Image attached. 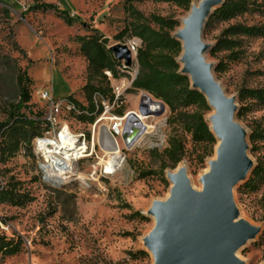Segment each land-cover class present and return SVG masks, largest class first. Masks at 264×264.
<instances>
[{
  "label": "rangeland",
  "instance_id": "rangeland-1",
  "mask_svg": "<svg viewBox=\"0 0 264 264\" xmlns=\"http://www.w3.org/2000/svg\"><path fill=\"white\" fill-rule=\"evenodd\" d=\"M201 1L192 0L189 9L151 0L134 5L145 16L156 14L177 20L179 25L173 32L176 37L192 5ZM65 13L71 17V25L65 21ZM131 20L123 0H0V123L7 121L6 111L19 101V69L26 71L32 81L30 104L34 110L46 113V103L40 98L45 90L55 100L72 96L87 104L84 86L88 60L78 37L97 30L109 39V47L125 44L132 39L130 34L117 37ZM263 23L264 19L256 14L230 21L214 20L210 26L207 24L204 35L211 45L206 56L214 65V75L238 106L237 120L246 132L247 155L254 168L264 163V103L252 96L242 99L241 95L248 89H264V37H237L243 46L235 60L229 59L227 51L217 55L211 51L229 25ZM222 61L221 70H217ZM130 67L108 81L111 91L107 94L111 97L113 87L122 85L121 110L138 113L146 92L133 89L136 65ZM212 112L210 109L205 114L208 123ZM170 116L166 107L164 114L145 118L147 131L130 148L119 139L124 161L111 174H105L103 168L113 153L106 149L104 156L101 149L102 141L112 139L107 120L98 125L96 152L80 161L78 176L61 177L55 182L44 177L41 160L28 150L0 161V186L12 185L28 199L20 206L0 201V264H156L150 248L157 228L154 210L166 202L172 184L170 172L182 166L190 185L202 190L204 173L216 155V145L211 148L194 141L179 123H171ZM58 121L76 135L89 137L93 130V124L66 110ZM174 136L183 140L186 149L175 167L164 153ZM251 173L233 190L238 213L235 221L259 233L238 255L243 264H264V182L246 188ZM4 238L17 243L19 251L5 254L1 249Z\"/></svg>",
  "mask_w": 264,
  "mask_h": 264
},
{
  "label": "trees",
  "instance_id": "trees-1",
  "mask_svg": "<svg viewBox=\"0 0 264 264\" xmlns=\"http://www.w3.org/2000/svg\"><path fill=\"white\" fill-rule=\"evenodd\" d=\"M123 1L125 10L132 20L117 38L122 39L125 34H130V37H136L141 41L137 54L138 75L133 80V89L143 90L154 99L164 102L170 110L171 123H179L192 135L194 141L205 143L213 148L217 141L205 118V114L210 111L207 99L199 91L194 90L191 87L190 78L180 72L181 65L178 59L182 52V44L173 35L179 22L156 14L145 16L134 5L145 0ZM151 1L171 2L185 9H189L192 2V0ZM245 14H256L264 19V0H226L215 10L208 26L214 20L230 21ZM65 21L69 25L72 24L71 17L66 13ZM243 35L264 37V23L255 26L229 25L214 45L211 54L217 55L218 52L227 51L229 59H237L243 46V42L237 37ZM78 40L81 43V51L88 60V81L84 86L87 104L74 99L82 112L73 116L81 121H88L92 125L98 115L93 94L100 93L109 99L112 98V94L111 97L107 94L111 89H109L110 79L106 72H110L113 78L119 77L122 61L114 56L111 47L108 46L109 39L97 30L90 35L78 37ZM223 63L222 61L218 65L217 70H221ZM31 82L27 72L19 69V101L12 104L6 111L7 121L0 123V161L10 160L21 150L34 152V138L44 135L49 130L45 111L34 110L33 105L30 104ZM104 83L107 85L105 86ZM247 96H252L264 103V89H248L244 91L241 98ZM68 97L72 98V96ZM116 112L120 115L124 114L121 108ZM43 124L45 127L42 129ZM251 139L255 140L256 136L252 135ZM185 151L183 140L174 136L170 139L164 153L170 165L175 167L183 159ZM261 182H264V163H259L252 170L251 177L244 186L253 189ZM27 200L23 194L16 191L14 186L9 184L0 186L1 202L20 206ZM1 249L5 254H15L19 251V246L14 241L4 238Z\"/></svg>",
  "mask_w": 264,
  "mask_h": 264
},
{
  "label": "water",
  "instance_id": "water-1",
  "mask_svg": "<svg viewBox=\"0 0 264 264\" xmlns=\"http://www.w3.org/2000/svg\"><path fill=\"white\" fill-rule=\"evenodd\" d=\"M225 1L202 0L176 34L182 44L178 59L180 72L190 78L191 87L204 95L210 109L215 111L211 131L220 144L217 161L211 163V171L203 176L202 190L190 185L183 169L178 176L170 177L175 183L172 197L154 210L157 228L150 248L156 264H243L235 254L259 233L248 224L235 221L238 213L232 193L248 178L254 164L247 155V135L237 120L236 101L228 97L206 56L211 49L204 39L208 21ZM111 50L118 60L128 67L132 65L127 45L118 43ZM146 99L156 108H151ZM139 112L144 116H159L166 112V105L144 93ZM144 131L143 124L141 130L132 134L125 129L123 139L127 148Z\"/></svg>",
  "mask_w": 264,
  "mask_h": 264
},
{
  "label": "built area",
  "instance_id": "built-area-1",
  "mask_svg": "<svg viewBox=\"0 0 264 264\" xmlns=\"http://www.w3.org/2000/svg\"><path fill=\"white\" fill-rule=\"evenodd\" d=\"M124 45H127L132 54V66L136 65V69L133 68L134 70L132 73L134 80L138 75L137 54L141 46V41L133 37ZM128 68L131 67H128L125 65L124 61H122L121 70L124 71ZM106 74L109 79L113 78L110 72L107 71ZM113 88L111 99L100 93L93 94V102L98 115L92 123L93 130L89 137L85 134L76 135L72 133L67 124H59L58 117L61 116L63 110H66L67 113L71 115H79L82 112L80 106L74 99L66 97L62 100H55L52 93L49 91L45 90L40 92V98L46 103L47 107L45 120L49 130L44 135L34 138L33 150L36 156L41 160L40 168L45 175L44 177L55 182L61 177L66 178L68 176L80 175L79 163L82 159L91 158L95 154L97 127L105 120L109 123V134L115 143L113 149L107 150L111 151L113 154L120 151L119 139L123 141L127 148L123 139L125 129H127L130 134L134 131L141 130L143 123L139 120L137 121V119L133 117V113L127 112L120 115L116 112L123 105L122 96L124 89L122 85H117ZM146 131L147 129H145L142 134ZM70 133L72 134L70 135ZM137 141H135L132 146H134ZM101 149L105 156L107 151L106 148L102 147ZM120 154L123 162L124 157L121 151ZM109 163L110 160L106 161V165H104L103 171L105 174L114 173L117 168H119L118 166H114L113 171H109L107 168Z\"/></svg>",
  "mask_w": 264,
  "mask_h": 264
},
{
  "label": "bare ground",
  "instance_id": "bare-ground-1",
  "mask_svg": "<svg viewBox=\"0 0 264 264\" xmlns=\"http://www.w3.org/2000/svg\"><path fill=\"white\" fill-rule=\"evenodd\" d=\"M199 5H200V3L192 5L191 11H190L189 15L186 17L187 19L192 15L193 11L199 7ZM228 97H230V96H228ZM145 101L150 105L151 108H153V109L156 108L153 104H151L149 101H147V99ZM131 113H133L132 114L133 117H135L137 120L141 121L144 124V126H145V118L150 117V116H144L142 113L139 112V109H138V113L139 114L136 113V112H131ZM214 114H215V111L213 110V112H212V114L210 116V121H209V124H210V127H211L212 130H214V122H213ZM71 134L72 133H70V135ZM219 144L220 143L216 144V155L212 158L211 163L214 162V161H217V159H218L217 149L219 147ZM111 156L112 157H111L110 163L107 166L109 171H113L114 166H118L119 167V166H121V163H122V157H121L120 151H118V152H116L114 154H111ZM211 163L209 164V166L206 169L204 174H208L211 171ZM182 169H183V167L179 166L177 169L171 171L169 176L171 178H174V177L178 176L181 173ZM202 186H203V184H202ZM174 188H175V183H174V181H172V184H171V187H170V192H169V194H168V196L166 198V201L170 200V198L172 197V191H173ZM193 188L199 190L196 186H193ZM235 258L238 259V260H241L240 256L238 255V252L235 254Z\"/></svg>",
  "mask_w": 264,
  "mask_h": 264
},
{
  "label": "crops",
  "instance_id": "crops-1",
  "mask_svg": "<svg viewBox=\"0 0 264 264\" xmlns=\"http://www.w3.org/2000/svg\"><path fill=\"white\" fill-rule=\"evenodd\" d=\"M114 145H115V143H114V141L112 139L111 140L102 141V144H101V146L105 147L106 149H113Z\"/></svg>",
  "mask_w": 264,
  "mask_h": 264
}]
</instances>
